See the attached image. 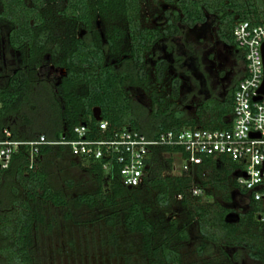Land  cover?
Instances as JSON below:
<instances>
[{
	"label": "trees",
	"instance_id": "obj_1",
	"mask_svg": "<svg viewBox=\"0 0 264 264\" xmlns=\"http://www.w3.org/2000/svg\"><path fill=\"white\" fill-rule=\"evenodd\" d=\"M163 1L168 7L164 22L147 26L142 19L146 0H0V25L8 27L9 47L21 61L19 69L0 84V141L6 129L14 140L40 136L51 142L71 140L77 126L87 123L95 130L99 121L108 122L111 129L138 130L150 139L184 127L229 129L239 81L223 100H205L193 117H187L178 105L182 81L169 75L171 64L156 49L164 42L172 54L169 43L182 28L205 24L210 15L216 19L219 40L244 59L234 29L244 21L264 23L257 0ZM46 68L60 71L54 89L39 76ZM136 89L149 97L150 112L134 101ZM24 127L31 128L30 134ZM176 151L156 149L145 182L136 188L122 184L119 168L105 174L102 163L87 161L97 190L78 196L77 206L99 212V219L112 229L111 246H118V228L139 235L142 264H187L182 251L191 240L192 224L202 238L197 247L199 264H234L241 250L264 264L262 209L238 189L235 164L223 158L218 167L216 160L207 158L194 171L175 176L170 172ZM65 153L72 155L65 146H42L31 168L30 150L24 147L9 169H0V187L9 190L0 209V264H41L38 233L44 226L53 229L42 206L70 205L63 192L50 184L42 160ZM196 187L206 198L218 195L226 203L236 189L246 210L233 220L231 208L205 202L204 195L194 194ZM175 204L185 209L184 222L175 216L153 218L154 212H168ZM215 248L221 250L218 257ZM226 249H236L233 258ZM134 258L126 256V264Z\"/></svg>",
	"mask_w": 264,
	"mask_h": 264
},
{
	"label": "rangeland",
	"instance_id": "obj_2",
	"mask_svg": "<svg viewBox=\"0 0 264 264\" xmlns=\"http://www.w3.org/2000/svg\"><path fill=\"white\" fill-rule=\"evenodd\" d=\"M258 16L264 20V0H257ZM168 9L163 0H146L143 22L147 26L161 25L164 22L163 11ZM217 24L213 16H208L205 24L194 28L183 27L181 34L170 41L173 53L167 51V45L162 42L156 50L163 52L170 62L169 75L178 76L182 81L179 109L187 117H193L200 104L208 99L223 100L244 74V60L237 49L226 45L217 37ZM180 62L178 63V61ZM20 55L9 47L8 27L0 25V84L20 67ZM153 65V62H151ZM60 71L46 68L40 72L41 79L49 80L53 89L58 83ZM56 90V89H55ZM134 101L143 109L150 112L149 97L141 90H132ZM59 101L60 99L57 98ZM61 102V101H60ZM96 116L99 111H95ZM30 134L31 128L22 129ZM180 165L179 160H174ZM218 167L221 160L216 161ZM87 161L70 154H62L42 160V167L49 174L50 184L69 200L67 208H57L43 205L42 211L47 218V226L41 227L37 251L41 264H126V256H135L132 264H142L141 237L131 235L123 228H118V246L110 244L112 229L99 219V212L90 211L84 206H77V198L83 194H93L97 190L95 177L89 172ZM198 190V188H195ZM9 190L0 187V209L7 203ZM208 190H206L207 192ZM200 195V194H199ZM203 196L204 193H201ZM205 202H221L233 210L231 219L246 210L241 203L242 197L238 190L231 191L232 201L226 203L221 196L206 198ZM186 211L179 204H175L168 212H154L153 218H176L185 221ZM190 242L183 248L184 259L187 264H199L200 257L197 247L202 242L196 224L189 227ZM236 249H226L230 258H233ZM218 257L220 248L214 249ZM206 258H210L207 255ZM234 264H262L248 256V252L241 250L240 257Z\"/></svg>",
	"mask_w": 264,
	"mask_h": 264
},
{
	"label": "built area",
	"instance_id": "obj_3",
	"mask_svg": "<svg viewBox=\"0 0 264 264\" xmlns=\"http://www.w3.org/2000/svg\"><path fill=\"white\" fill-rule=\"evenodd\" d=\"M237 47L244 56L245 70L236 86L231 127L207 130L184 127L150 139L138 130L111 129L99 121L95 130L87 123L74 129L75 138L51 142L45 136L36 140H14L9 129L0 141V169H9L21 148L30 150L33 167L42 146H65L71 154L85 161L102 163L105 174L119 168L122 184L128 188L141 186L147 177L150 159L156 149L170 148L174 166L170 174L182 176L194 171L205 159L227 158L235 164L234 177L239 190L252 196L262 209L259 220L264 223V95L259 91L264 83V23L240 22L234 29ZM1 109V104H0ZM202 190H194L195 195Z\"/></svg>",
	"mask_w": 264,
	"mask_h": 264
},
{
	"label": "water",
	"instance_id": "obj_4",
	"mask_svg": "<svg viewBox=\"0 0 264 264\" xmlns=\"http://www.w3.org/2000/svg\"><path fill=\"white\" fill-rule=\"evenodd\" d=\"M262 51H263V56H264V45H263V47H262ZM259 93L264 95V83H263V85H262V87H261Z\"/></svg>",
	"mask_w": 264,
	"mask_h": 264
},
{
	"label": "flooded vegetation",
	"instance_id": "obj_5",
	"mask_svg": "<svg viewBox=\"0 0 264 264\" xmlns=\"http://www.w3.org/2000/svg\"><path fill=\"white\" fill-rule=\"evenodd\" d=\"M155 26H157V25H155ZM243 60H244V59H243ZM244 68H245V61H244ZM241 78H242V77H241ZM241 78H240V79H241ZM240 79H239V80H240Z\"/></svg>",
	"mask_w": 264,
	"mask_h": 264
}]
</instances>
